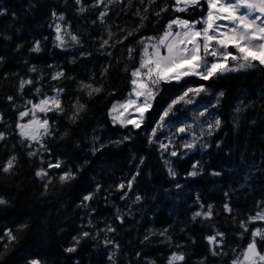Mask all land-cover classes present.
Masks as SVG:
<instances>
[{
	"label": "trees",
	"instance_id": "16d2710c",
	"mask_svg": "<svg viewBox=\"0 0 264 264\" xmlns=\"http://www.w3.org/2000/svg\"><path fill=\"white\" fill-rule=\"evenodd\" d=\"M201 6L180 12L175 0H0V264H169L173 254L184 256L175 264H232L252 231L264 230V220L250 219L264 213V67L162 82L140 128L109 114L131 90L146 40L176 18L197 20ZM60 20L68 37L62 46ZM201 84L224 93L215 110L220 126L168 160L150 131L173 96ZM94 88L100 91L89 95ZM49 97L59 109H34ZM33 110L48 121L37 140L17 127ZM40 170L48 175L38 177ZM69 171L73 178L61 181ZM256 240L264 253V240Z\"/></svg>",
	"mask_w": 264,
	"mask_h": 264
},
{
	"label": "snow or ice",
	"instance_id": "6c2138e0",
	"mask_svg": "<svg viewBox=\"0 0 264 264\" xmlns=\"http://www.w3.org/2000/svg\"><path fill=\"white\" fill-rule=\"evenodd\" d=\"M80 0H77L79 3ZM102 2V0H101ZM176 10L180 12L186 11L191 6L200 5V0H175ZM207 3V15L202 18L201 21L190 22L183 19H174L170 21L166 27V30L158 40V43L152 45L153 51L149 53L148 45L144 46L143 56L141 58L139 67L132 71L133 77L131 83L133 85L132 92L129 94L128 99L123 103H117L112 106V112L116 113L113 117L114 121H119L122 126L128 124L133 125L135 128H140L145 113L152 107V101L158 94L159 85L161 82L180 81L184 77L198 76L202 80H209L215 78L218 75L222 76L225 73L236 72L246 69H251L257 65L264 67V0H206ZM183 4L184 7H180ZM83 11V9H81ZM55 16L56 14L53 13ZM105 13H101V16ZM59 19L63 20L61 15ZM223 21L224 23H221ZM203 25L202 28L197 29L196 24ZM176 25L183 31L173 32V26ZM57 41L63 45V37L60 34V25L56 26ZM131 34V33H130ZM151 39V38H150ZM72 40L76 41L77 37L72 36ZM108 43L107 40L104 41ZM161 47L166 49V54H161ZM229 47L234 51H229ZM34 51H39V44L37 43ZM131 51V50H130ZM208 57H212L209 61ZM33 71L35 69H32ZM63 73H57L53 78H59ZM24 83H32V81H24L21 83V88ZM87 87L91 88V85ZM99 88H94L89 92H99ZM206 91L201 86L195 89H189L177 100H173L172 104L164 111L160 120L163 121L165 117L169 115L173 105L178 101L185 100L189 92L198 95L199 93ZM221 97L223 92L219 94ZM135 96V99L132 97ZM140 98H143L141 102ZM11 99V97H9ZM51 103L57 108H60V101L57 98H50ZM191 103V100L187 101ZM49 100H41L39 104L34 105V109H38L40 112L50 111L48 108ZM81 109L83 105L80 106ZM122 109V111H121ZM131 110V111H130ZM239 111V109H237ZM127 114V115H126ZM134 114H138L135 116ZM29 112H21L20 117L28 116ZM203 115V113H201ZM33 119L26 124H18L21 136L29 138L31 140H37L39 136V129H43L45 134H48V121L45 119L42 122L35 118V111H32ZM221 121L216 119L215 127L220 126ZM209 129L213 127L209 124ZM180 132H184V128L179 129ZM156 129L152 130V134L155 135ZM211 135V131H209ZM0 139H3V133H0ZM127 139V137H125ZM194 144H186V148H193ZM161 148H167V145L161 144ZM29 155H35V153H29ZM172 156H176L177 152H171ZM15 157H12L7 161V164L3 167L4 172H9L15 162ZM142 162V161H141ZM49 167H60V163L55 165H49ZM195 168L196 165H193ZM170 174L175 173L169 168ZM195 171L189 173V175L195 176ZM38 177L47 176L48 173L44 170L36 172ZM73 178V174L65 172L61 175V181H68ZM134 179V177H133ZM131 187V181L129 182ZM121 189L124 185L119 186ZM91 195L85 196L84 199L90 200ZM139 199V197H137ZM5 201L0 200V204ZM226 210L228 206L225 205ZM197 216L201 213H196ZM205 216H211V206L209 211L204 213ZM251 220H264V213L258 212L256 216L251 217ZM242 227H245L243 224ZM111 230V229H110ZM245 231L247 228L245 227ZM9 240H14L15 236L12 231L9 230L5 233ZM89 233H83V236L87 237ZM218 235H223L219 233ZM252 240L248 243L246 249L243 252V259L239 257L232 261V264H264V253L257 248V237L264 240V230L255 229L251 233ZM209 243H213L216 240L215 236L208 237ZM79 243V240L76 241ZM75 247L66 249L68 252H74ZM213 254H217L213 252ZM183 255L173 254L169 260V264H175L176 261H183ZM31 264H39L38 261H31Z\"/></svg>",
	"mask_w": 264,
	"mask_h": 264
},
{
	"label": "rangeland",
	"instance_id": "374dc122",
	"mask_svg": "<svg viewBox=\"0 0 264 264\" xmlns=\"http://www.w3.org/2000/svg\"><path fill=\"white\" fill-rule=\"evenodd\" d=\"M201 1V0H200ZM206 3V0H204ZM203 6V4H202ZM180 7H184L183 4L180 5ZM201 9V7H200ZM207 15V3L205 5V9L203 8L202 14L199 16L197 20H188L182 17H179V19L188 20L190 22L194 21H201L203 17ZM177 19V18H176ZM221 23H224L221 21ZM60 25V34L63 37V40H68V37L65 35L66 30L61 24V20L58 22ZM57 24V25H58ZM203 25L200 23L196 24V28L200 29ZM173 29L176 31H183V29L179 28L178 26L174 25ZM163 36V35H162ZM161 37V36H160ZM160 37H152L151 39L148 38L144 44L148 45V51L151 53L153 51L152 45L158 43V40ZM229 51H234L231 47L228 49ZM161 54H166V49L161 47L160 49ZM144 52V49H143ZM143 56V54H142ZM208 60L211 61L212 57H208ZM141 61V59H140ZM140 64V63H139ZM185 78V77H184ZM183 78V79H184ZM162 82L159 85V90L161 87ZM202 86V85H201ZM200 85L189 87L180 93L173 96L168 104L165 106L164 111L168 108L170 104H172L173 100H177L178 97L182 96L185 92H187L189 89H195L201 87ZM206 91H203L199 93L198 95L193 94L192 92L188 93V96L185 97V100L178 101L175 105H173L172 110L169 112V115L165 117L163 121L160 120V117L163 115L164 111L160 114V117L155 122L153 128L150 131V138H152L154 141H158L159 146L161 144L167 145V148H161V151L163 153V156L166 157L168 160L169 158L172 159L174 156L171 155V152L175 151L180 153L182 150H187L189 148H186V144H199L206 142L210 135L209 131H213V128L215 127V121L218 119L217 113L215 112L216 106L218 105L221 96L219 95L220 92H217L215 90L209 89L205 86H203ZM133 85L127 96H125L123 99L116 101L114 104L123 103L126 99H128L129 94L132 92ZM159 92V91H158ZM156 97V96H155ZM49 97L47 98L49 100V104H51V100ZM135 99V96L132 97ZM143 98H140L141 102ZM191 100V103H188L187 101ZM154 100L152 101L153 104ZM113 104V105H114ZM112 105V106H113ZM122 111V109H121ZM131 111V110H130ZM203 113V115H201ZM116 115V113L112 112V107L110 109V117L114 121L113 117ZM127 115V114H126ZM135 116H138V114H134ZM147 112L145 113V118L143 122L146 119ZM115 123H118L121 125L119 121H114ZM26 124V123H25ZM209 124H212L213 127L209 129ZM127 126V125H126ZM156 129L155 135L152 134V130ZM184 128L185 131L183 133H180L179 129ZM40 132V130H39ZM130 193V192H129ZM134 195V194H132ZM129 194V196H132ZM243 259V255L241 257V260Z\"/></svg>",
	"mask_w": 264,
	"mask_h": 264
},
{
	"label": "bare ground",
	"instance_id": "6f19581e",
	"mask_svg": "<svg viewBox=\"0 0 264 264\" xmlns=\"http://www.w3.org/2000/svg\"><path fill=\"white\" fill-rule=\"evenodd\" d=\"M201 7H203V6H201ZM204 8V7H203ZM201 10H203V9H201Z\"/></svg>",
	"mask_w": 264,
	"mask_h": 264
},
{
	"label": "water",
	"instance_id": "95a60500",
	"mask_svg": "<svg viewBox=\"0 0 264 264\" xmlns=\"http://www.w3.org/2000/svg\"><path fill=\"white\" fill-rule=\"evenodd\" d=\"M201 9H203V7H201ZM174 32V31H173Z\"/></svg>",
	"mask_w": 264,
	"mask_h": 264
},
{
	"label": "flooded vegetation",
	"instance_id": "af4514ba",
	"mask_svg": "<svg viewBox=\"0 0 264 264\" xmlns=\"http://www.w3.org/2000/svg\"><path fill=\"white\" fill-rule=\"evenodd\" d=\"M206 5V4H205Z\"/></svg>",
	"mask_w": 264,
	"mask_h": 264
}]
</instances>
